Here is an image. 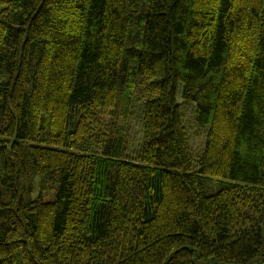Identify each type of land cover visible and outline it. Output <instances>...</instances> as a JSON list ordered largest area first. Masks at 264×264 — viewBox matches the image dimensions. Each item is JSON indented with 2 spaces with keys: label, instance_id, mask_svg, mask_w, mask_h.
<instances>
[{
  "label": "trees",
  "instance_id": "obj_1",
  "mask_svg": "<svg viewBox=\"0 0 264 264\" xmlns=\"http://www.w3.org/2000/svg\"><path fill=\"white\" fill-rule=\"evenodd\" d=\"M258 259L264 0H0V264Z\"/></svg>",
  "mask_w": 264,
  "mask_h": 264
},
{
  "label": "rangeland",
  "instance_id": "obj_2",
  "mask_svg": "<svg viewBox=\"0 0 264 264\" xmlns=\"http://www.w3.org/2000/svg\"><path fill=\"white\" fill-rule=\"evenodd\" d=\"M131 126H133V129L136 130L137 126L135 124H133V122L131 123ZM15 264H19L18 262H16ZM254 264H264V259H258V261L254 262Z\"/></svg>",
  "mask_w": 264,
  "mask_h": 264
}]
</instances>
